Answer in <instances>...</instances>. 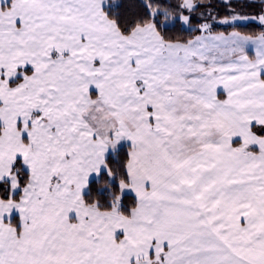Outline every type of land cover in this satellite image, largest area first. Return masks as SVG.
<instances>
[{
  "label": "snow or ice",
  "instance_id": "1",
  "mask_svg": "<svg viewBox=\"0 0 264 264\" xmlns=\"http://www.w3.org/2000/svg\"><path fill=\"white\" fill-rule=\"evenodd\" d=\"M0 264H264V0H0Z\"/></svg>",
  "mask_w": 264,
  "mask_h": 264
}]
</instances>
